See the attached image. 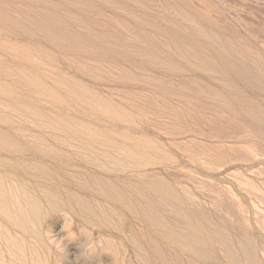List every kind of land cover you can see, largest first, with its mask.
Instances as JSON below:
<instances>
[{
	"label": "rangeland",
	"instance_id": "obj_1",
	"mask_svg": "<svg viewBox=\"0 0 264 264\" xmlns=\"http://www.w3.org/2000/svg\"><path fill=\"white\" fill-rule=\"evenodd\" d=\"M0 264H264V0H0Z\"/></svg>",
	"mask_w": 264,
	"mask_h": 264
},
{
	"label": "bare ground",
	"instance_id": "obj_2",
	"mask_svg": "<svg viewBox=\"0 0 264 264\" xmlns=\"http://www.w3.org/2000/svg\"><path fill=\"white\" fill-rule=\"evenodd\" d=\"M213 44V43H212Z\"/></svg>",
	"mask_w": 264,
	"mask_h": 264
}]
</instances>
